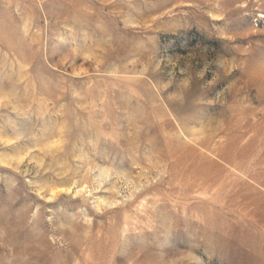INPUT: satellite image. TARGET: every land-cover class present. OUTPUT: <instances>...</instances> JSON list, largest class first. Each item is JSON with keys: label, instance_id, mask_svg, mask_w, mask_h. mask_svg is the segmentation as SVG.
Masks as SVG:
<instances>
[{"label": "rangeland", "instance_id": "1", "mask_svg": "<svg viewBox=\"0 0 264 264\" xmlns=\"http://www.w3.org/2000/svg\"><path fill=\"white\" fill-rule=\"evenodd\" d=\"M0 264H264V0H0Z\"/></svg>", "mask_w": 264, "mask_h": 264}, {"label": "bare ground", "instance_id": "2", "mask_svg": "<svg viewBox=\"0 0 264 264\" xmlns=\"http://www.w3.org/2000/svg\"><path fill=\"white\" fill-rule=\"evenodd\" d=\"M109 107V106H108Z\"/></svg>", "mask_w": 264, "mask_h": 264}]
</instances>
